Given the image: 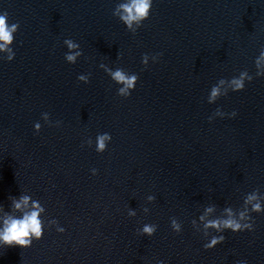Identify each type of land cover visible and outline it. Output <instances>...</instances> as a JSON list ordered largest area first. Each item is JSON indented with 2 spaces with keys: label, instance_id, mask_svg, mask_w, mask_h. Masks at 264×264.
I'll list each match as a JSON object with an SVG mask.
<instances>
[{
  "label": "water",
  "instance_id": "1",
  "mask_svg": "<svg viewBox=\"0 0 264 264\" xmlns=\"http://www.w3.org/2000/svg\"><path fill=\"white\" fill-rule=\"evenodd\" d=\"M118 2L0 0L20 25L15 60H0V204L28 194L66 230L0 249V264H264V215L253 214L254 232H226L212 250L191 223L206 205L219 214L264 194V77L255 68L264 0H154L135 35L113 15ZM65 39L84 52L75 65L64 59ZM161 53L144 67V54ZM100 63L139 76L129 98ZM245 70L254 79L244 91L207 102L220 79ZM88 73L89 84L78 81ZM217 108L238 115L209 123ZM105 132L107 151L87 146ZM145 223L158 225L153 237L138 235Z\"/></svg>",
  "mask_w": 264,
  "mask_h": 264
},
{
  "label": "clouds",
  "instance_id": "2",
  "mask_svg": "<svg viewBox=\"0 0 264 264\" xmlns=\"http://www.w3.org/2000/svg\"><path fill=\"white\" fill-rule=\"evenodd\" d=\"M154 0H119L116 4L113 15L122 22L127 30L135 35L144 23L150 18ZM20 25L18 22L10 21L9 14L0 12V60H7L11 63L16 58L14 51L15 37L18 34ZM64 45L67 48L64 59L68 64L75 65L84 56V52L80 44L72 39H65ZM161 54L148 55L142 57V64L148 68L150 62L158 63ZM99 67L110 77L117 85V95L122 98H129L136 90L139 82V76L130 73L123 68L109 67L106 63H100ZM256 77H264V50H261L255 59ZM79 82L89 84L91 82V73L79 74L77 76ZM254 77L248 71H241L238 76L231 79H220L210 89L207 97L209 104H216L221 97H227L230 92H242L246 85L252 83ZM238 113L232 111L225 113L221 108H217L212 116L209 117V123L215 118L235 119ZM42 120L50 127H60L62 122L56 121L54 124L49 113L41 114ZM42 129L40 122L34 123V130L39 133ZM112 142V136L105 133H98L95 142L92 139L86 141L88 147H95L97 153L103 154L108 149V145ZM92 174L96 175L97 170L93 168ZM156 201L154 195L146 197L147 204H153ZM145 214L150 213V209L145 206L143 208ZM253 214L264 215V194L259 189L247 193L243 198V204L240 208L234 209L231 206L224 207L218 214L216 205L209 204L204 206L202 214L198 220H192V227L197 233H202L205 243V250L215 249L223 244L226 240L224 233L232 232L239 234L241 232H254L255 221ZM129 217H136L137 212L131 208L128 209ZM47 210L43 204L28 194H23L18 198H11L10 208L5 209L0 204V249L19 247L21 249H29L34 242L43 239L45 231H50L53 227L60 234L65 233L56 219L47 218ZM172 230L180 234L183 231L182 223L175 217L170 220ZM158 230V225L145 223L138 230L140 236L153 237ZM157 264H164L163 260H158ZM237 264H248L247 259H241Z\"/></svg>",
  "mask_w": 264,
  "mask_h": 264
}]
</instances>
